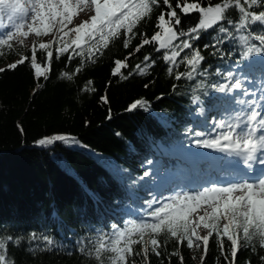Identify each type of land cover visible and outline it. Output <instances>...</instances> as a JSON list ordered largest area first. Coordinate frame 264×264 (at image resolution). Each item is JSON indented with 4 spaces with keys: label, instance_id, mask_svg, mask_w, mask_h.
Segmentation results:
<instances>
[{
    "label": "trees",
    "instance_id": "16d2710c",
    "mask_svg": "<svg viewBox=\"0 0 264 264\" xmlns=\"http://www.w3.org/2000/svg\"><path fill=\"white\" fill-rule=\"evenodd\" d=\"M13 2L0 0V264H264L259 210L233 237L215 214L205 249L191 210L128 211L167 207L153 147L199 134L193 100L220 104L227 76L264 53V0H106L113 16L68 49L70 36L16 42ZM168 34L180 39L166 47Z\"/></svg>",
    "mask_w": 264,
    "mask_h": 264
},
{
    "label": "rangeland",
    "instance_id": "374dc122",
    "mask_svg": "<svg viewBox=\"0 0 264 264\" xmlns=\"http://www.w3.org/2000/svg\"><path fill=\"white\" fill-rule=\"evenodd\" d=\"M102 1L103 0H21L20 4H16V13L11 16L14 30L22 33V35L16 33V42L25 41L28 46H34L35 44L44 45L47 42H52L55 37H58L61 42H65L67 37L70 36L73 42L66 43L64 48L68 49L71 45H78L82 42L84 29L93 27L96 22L112 15V9L103 5ZM219 11L220 9L218 8L209 9L204 12V17H209L212 22L217 21L220 14ZM64 24H66L67 27L63 31H61L60 28L59 31L58 27H64ZM49 26L55 28L56 32L40 38L37 34V30L44 31V29ZM247 65L248 67L257 65L264 66V55L255 59H249ZM251 69V73H245L243 69H239L230 76L229 83H235V85L228 93L230 101L226 105V114L223 115L222 119L220 118L218 120L219 124H217L215 118H213L210 123L204 121L205 128L210 129V132L206 130L209 134L203 139L207 141L202 147L206 152L201 153L200 151L189 150L184 155L183 153H179L178 149L166 148L159 144L161 153L164 155L168 154L172 158L180 156L189 161V163H192L195 158L200 159L202 155L210 159L213 156L212 152H216L220 149L218 145L208 143V140L210 136H216L215 133H219V135H217L218 137H223L221 133L222 121L228 123L234 121L233 123L236 126L234 127L235 129L242 126L241 122L236 123L237 119L244 116L256 119L260 116L263 110H258L259 106L256 104L259 99L254 89L260 91L262 94L264 92V79L258 80V84L256 85V80L253 75L255 71L253 68ZM236 93H239V101H242V103L238 105L235 104L236 100L234 99ZM251 102H253L256 110H248L251 109ZM195 103L197 107V117H206V110L201 103L198 101ZM226 116L231 118V121L226 120ZM260 129H263V127ZM226 134L231 137H228V143L233 142L237 144L239 140H247L243 131H237V136H235L232 135L228 129ZM263 137L264 136L261 138ZM66 143L69 144V146L78 147V143L76 142L67 141ZM239 146L242 147V145ZM218 155H220V153ZM161 160L162 158H159V156L153 159V165L157 167ZM175 173H177V169L174 168L173 163L169 166L163 165V172H161L162 178L159 183L167 186L170 179L169 177L174 176ZM170 189H175L173 184L170 185ZM161 196L168 199L167 193H162ZM184 196H187V202L190 204L196 203L197 206L200 205L199 211L191 218L192 234L199 248L205 246L210 233V223L215 214H219L222 217L223 230L227 234L233 236L236 233V228L239 225L238 220L242 213L253 209H264V187L259 188L252 185L232 189L226 193L218 194L217 197L213 198L208 197L207 192L202 194L199 191H187ZM226 203L232 206L230 210L225 206Z\"/></svg>",
    "mask_w": 264,
    "mask_h": 264
},
{
    "label": "water",
    "instance_id": "95a60500",
    "mask_svg": "<svg viewBox=\"0 0 264 264\" xmlns=\"http://www.w3.org/2000/svg\"><path fill=\"white\" fill-rule=\"evenodd\" d=\"M176 38L174 36H170V37H167L165 39V43L166 44H169V43H172Z\"/></svg>",
    "mask_w": 264,
    "mask_h": 264
},
{
    "label": "bare ground",
    "instance_id": "6f19581e",
    "mask_svg": "<svg viewBox=\"0 0 264 264\" xmlns=\"http://www.w3.org/2000/svg\"><path fill=\"white\" fill-rule=\"evenodd\" d=\"M256 70H258V71H264V67L262 68V69H259V68H257Z\"/></svg>",
    "mask_w": 264,
    "mask_h": 264
}]
</instances>
